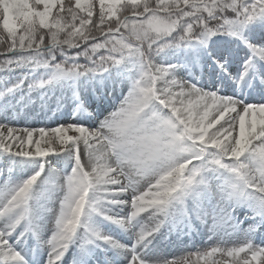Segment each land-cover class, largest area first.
Masks as SVG:
<instances>
[{
    "label": "snow or ice",
    "instance_id": "6c2138e0",
    "mask_svg": "<svg viewBox=\"0 0 264 264\" xmlns=\"http://www.w3.org/2000/svg\"><path fill=\"white\" fill-rule=\"evenodd\" d=\"M0 264H264V0H0Z\"/></svg>",
    "mask_w": 264,
    "mask_h": 264
},
{
    "label": "rangeland",
    "instance_id": "374dc122",
    "mask_svg": "<svg viewBox=\"0 0 264 264\" xmlns=\"http://www.w3.org/2000/svg\"><path fill=\"white\" fill-rule=\"evenodd\" d=\"M178 254V253H177Z\"/></svg>",
    "mask_w": 264,
    "mask_h": 264
}]
</instances>
